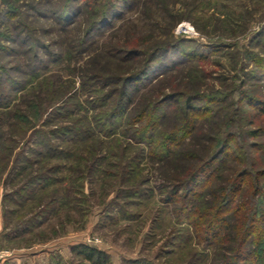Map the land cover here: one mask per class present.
I'll return each mask as SVG.
<instances>
[{
  "label": "rangeland",
  "instance_id": "374dc122",
  "mask_svg": "<svg viewBox=\"0 0 264 264\" xmlns=\"http://www.w3.org/2000/svg\"><path fill=\"white\" fill-rule=\"evenodd\" d=\"M70 2L0 0V86L10 93L8 109L0 105V264H90L70 252L77 243L105 250L110 264H212L214 249L177 223L160 185L185 172L186 150L208 152L229 130L241 146L254 140L236 97L264 96L255 73L264 64V0H77L81 13L58 21L55 13ZM110 2L115 9L101 23ZM184 23L189 32L178 28ZM146 62L123 115L111 121L112 88ZM109 75L115 83L102 80ZM172 93L224 98L181 146L156 157L139 138L146 119L137 113ZM177 106L167 107L155 138L177 124ZM63 126L86 133L65 137ZM246 151L264 167V151ZM49 169L46 183L29 182Z\"/></svg>",
  "mask_w": 264,
  "mask_h": 264
},
{
  "label": "trees",
  "instance_id": "16d2710c",
  "mask_svg": "<svg viewBox=\"0 0 264 264\" xmlns=\"http://www.w3.org/2000/svg\"><path fill=\"white\" fill-rule=\"evenodd\" d=\"M68 1H71L69 5L63 4L60 11L55 13L56 19L63 23L81 13V8L76 4L77 0ZM114 9V3L110 2L105 12L99 17V21L102 23L108 15L111 16ZM95 24V21H91V27ZM91 27L85 32L88 38L89 30L92 31ZM27 49L31 51L29 47ZM32 57L35 58L36 54ZM42 66L38 61L34 67ZM17 67L22 70L19 66ZM148 68L149 64L146 62L134 74L119 78V86L112 88L113 102L110 112L106 115L107 118L112 121L123 115L127 102L132 96L131 90L138 87L140 79L146 74ZM255 73L264 79V64L257 63ZM3 75L5 77V70H0V76ZM112 77L113 75H109L102 80L109 79L115 83ZM12 84L11 82L10 85ZM17 87L13 85L11 89L15 90ZM6 91V88L0 89V105L5 104L2 106L8 109L10 93ZM222 98H224L222 94L216 93L206 95L172 93L163 94L152 102L148 101L137 113V119H146L139 138L144 136L145 141L153 146L150 148L151 153L156 157H162L172 147L181 146L179 142L192 133L196 120L209 116L214 105ZM236 99L243 101L244 106H247L246 114L250 117L248 121L250 126L246 135L254 140L241 146L237 143L235 131L229 130L222 140L215 142L216 144L208 149V152L204 150L201 154L200 151H184L182 158L189 161L190 165L187 164L185 172L162 179L161 198L171 206L177 223H186L198 242L205 248L214 249L212 264H264V167H254L256 163L246 151L247 148L257 153L264 151V142L257 140L264 136V123L259 124L258 120L256 121L259 118L263 120L264 117V96L237 92ZM172 103L178 104L179 111L177 117L175 116L178 122L157 139L154 136V130L167 117V107ZM59 132L69 138L76 133H86L85 130L81 131L70 126L59 128ZM46 144V149L50 150L52 148L50 142L47 141ZM42 147L45 148L44 145ZM36 154L43 156L40 151ZM225 164L233 165V167L224 182L214 187L213 183L218 176V171ZM47 171L42 177L41 175H35L37 178L33 176L29 182L43 179L46 183L50 180L51 169ZM133 189L135 187L131 188ZM208 193L211 194V198L206 197ZM69 249L74 256L80 257V262L111 263L109 254L95 245L77 243L71 245ZM129 263L143 264L139 260H130ZM56 264H60V261L57 260Z\"/></svg>",
  "mask_w": 264,
  "mask_h": 264
},
{
  "label": "built area",
  "instance_id": "2783aa9c",
  "mask_svg": "<svg viewBox=\"0 0 264 264\" xmlns=\"http://www.w3.org/2000/svg\"><path fill=\"white\" fill-rule=\"evenodd\" d=\"M187 27H188V24L184 23V24H180L178 28H180V30L184 32H189L190 29H188Z\"/></svg>",
  "mask_w": 264,
  "mask_h": 264
},
{
  "label": "bare ground",
  "instance_id": "6f19581e",
  "mask_svg": "<svg viewBox=\"0 0 264 264\" xmlns=\"http://www.w3.org/2000/svg\"><path fill=\"white\" fill-rule=\"evenodd\" d=\"M187 28L191 30V28H190V26H189V25H188V27H187Z\"/></svg>",
  "mask_w": 264,
  "mask_h": 264
}]
</instances>
